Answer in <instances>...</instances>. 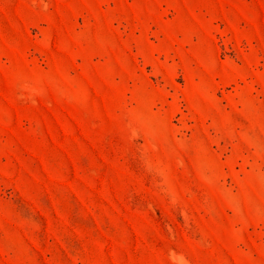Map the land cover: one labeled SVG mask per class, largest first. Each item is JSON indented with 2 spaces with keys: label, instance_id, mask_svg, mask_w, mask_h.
Returning a JSON list of instances; mask_svg holds the SVG:
<instances>
[{
  "label": "rangeland",
  "instance_id": "1",
  "mask_svg": "<svg viewBox=\"0 0 264 264\" xmlns=\"http://www.w3.org/2000/svg\"><path fill=\"white\" fill-rule=\"evenodd\" d=\"M0 264H264V0H0Z\"/></svg>",
  "mask_w": 264,
  "mask_h": 264
}]
</instances>
